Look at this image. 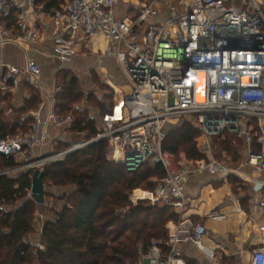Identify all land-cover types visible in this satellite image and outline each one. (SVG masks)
<instances>
[{"label": "built area", "instance_id": "1", "mask_svg": "<svg viewBox=\"0 0 264 264\" xmlns=\"http://www.w3.org/2000/svg\"><path fill=\"white\" fill-rule=\"evenodd\" d=\"M118 3L65 0L47 11L39 0H0V50L9 43L38 44L45 38L53 43L54 55L66 61L75 55L78 44L104 36L108 40L104 54L115 58L132 87L131 93L116 98L101 114L96 136L49 157L34 159L47 137L45 127H74L77 114L86 113L88 107L74 105L70 112H61L53 98L46 117L41 115L43 106L24 114L23 128L0 135V154L18 161L0 175L43 169L47 161L63 159L66 152L100 140L108 141L109 157L128 170L147 163L162 165L166 174L148 191L149 197L136 196L135 189L131 200L172 207L180 220L169 222L168 236L148 250L138 244L136 264H187L181 244L201 246L208 228L184 216L191 203L186 183L203 173L227 182L231 175L242 176L214 155L213 137L236 135L247 153L243 165L264 173V0H123L122 10ZM3 67L0 108L4 95L17 89L24 77L43 91L41 67L35 59L29 58L23 67ZM98 117L99 112L89 114L92 120ZM187 119L202 132L201 158L178 159L163 147L168 130ZM255 203L261 222L254 217L246 221L257 222L264 234V199ZM206 216L224 220L227 213L214 208ZM250 264H264V239L253 248Z\"/></svg>", "mask_w": 264, "mask_h": 264}, {"label": "trees", "instance_id": "2", "mask_svg": "<svg viewBox=\"0 0 264 264\" xmlns=\"http://www.w3.org/2000/svg\"><path fill=\"white\" fill-rule=\"evenodd\" d=\"M64 2L39 0L46 10ZM77 88L73 78L59 92L56 105L61 112H70L78 103L81 93ZM110 101L113 102L112 96ZM73 129L78 134L86 132V139L99 132L97 122L86 113L77 114ZM201 136L195 123L187 119L168 130L163 147L178 159L201 158L204 156L199 149ZM213 141L218 158H225L227 163L229 156L242 160L244 143L236 135L226 133L213 137ZM66 146L65 150L71 144ZM109 154L108 141L100 140L63 159L45 163L43 179L50 192L47 197L54 196L50 190L54 187L71 189L55 195L62 203L59 208L51 201L41 207L30 197L33 168L0 175V264H136L140 258L138 244L142 243L146 251L153 242L168 236L167 224L180 220L174 208L150 205L145 200L134 204L130 200L137 188L153 191L166 174L164 167L147 163L128 170ZM15 165L13 157L0 154V172ZM229 180L233 185L242 182L233 175ZM149 195L140 189L136 191L138 197ZM45 207L53 215L48 216L42 227L39 244L44 248H40L30 241V235Z\"/></svg>", "mask_w": 264, "mask_h": 264}, {"label": "crops", "instance_id": "3", "mask_svg": "<svg viewBox=\"0 0 264 264\" xmlns=\"http://www.w3.org/2000/svg\"><path fill=\"white\" fill-rule=\"evenodd\" d=\"M94 38L90 43L78 44L75 55L66 61L54 55L53 43L45 38H42L38 44L9 43L0 50V71L5 70L3 65L23 67L29 58L35 59L41 67L39 80L44 88L43 91H39L29 83L27 77H24L17 89L4 95V103L0 108L1 135H11L16 132V129L23 126L21 117L30 111L39 109L40 106H43L42 117H46L50 111L52 99L54 98L57 103V96L60 92L57 90L60 87H57V79L59 70L63 67L77 63L76 66L80 70L84 69V72L85 69H91L90 65L95 69L100 68L101 72L103 70L106 72L110 66L120 70L114 57L98 52L103 38L107 49L106 37L96 36ZM112 103L110 102L109 107ZM89 112L98 114V111L91 106H89ZM33 122V118L28 120V124ZM45 130L47 137L37 150L41 154L48 152L49 148L57 142L72 145L73 140L79 135L73 127L57 128L50 125L45 127ZM246 155L244 146L242 159ZM244 162L240 160L238 168H235L236 173L242 176L233 175L242 180L238 184L233 185L230 180L227 182L219 176L208 173L194 176L186 183L185 192L191 198V203L184 216L194 221H201L208 228V233L203 237L201 246L192 242L181 244V254L187 260V264H250L253 248L264 239V234L258 229V223L251 224L246 221L248 217H254L261 222L256 213L255 201L264 199V173L243 165ZM260 182H263V185ZM56 188H52V192L54 196L55 192L59 194L56 196H60L63 191L61 189L57 191ZM53 200L51 204L54 207L57 206L56 202L60 203L57 199ZM214 208L227 213L226 219L207 218L206 215ZM241 224H243L242 229ZM40 236L41 233L37 235L38 239Z\"/></svg>", "mask_w": 264, "mask_h": 264}, {"label": "rangeland", "instance_id": "4", "mask_svg": "<svg viewBox=\"0 0 264 264\" xmlns=\"http://www.w3.org/2000/svg\"><path fill=\"white\" fill-rule=\"evenodd\" d=\"M125 6L126 4L123 3V0H119L117 9L120 8L122 10L125 8ZM101 41H102L101 48L98 50V52L100 51V53L101 52L104 53L106 51V41L105 39H101ZM76 65L77 63H75L74 65L70 64L67 67H63L61 70H59V76L57 79L58 80L57 87L60 86L61 87L60 91H63L65 84L67 85L68 82L72 80L73 78L76 79L78 83L77 90L81 93V98L78 100V103H75V105H86L88 107V109L86 110L87 115L90 114L89 106H91L93 109H96L99 112V117L96 119V122L98 124V127L101 128V124H100V121H102L101 114L104 113L102 112L101 109L105 108L106 111L109 109V104L111 102L110 97L111 96L113 97V101L116 98L124 97L125 94L131 93L132 87L129 83H127L121 70L114 68L113 66H110V69H108L106 72L105 71L101 72L100 68L95 69L93 66L90 65L91 69L89 70L85 69V72L87 71V73H85L84 69L81 68L80 70V68H78ZM85 137L87 136L77 135V138L73 140V143L81 142L86 139ZM202 140L204 141V139L201 138L200 141ZM66 144L70 145V143H63V142L54 143V145H52V147L49 148L48 152L44 154H41V152L37 151L34 159H37L39 157H49L52 155H56L57 153L63 152L67 148ZM214 155L217 156L215 153V148H214ZM245 157L244 159H242V161L246 160ZM226 160H228V164L230 163L232 167L238 168L237 166L240 162L239 159L234 160L233 157L229 156V158L227 157ZM50 161H53V159ZM50 161H47V162H50ZM56 189L57 191L60 189L65 192L71 191V189H68V188H65V189L56 188ZM137 189L148 192L142 188H137ZM133 192L131 195H133ZM55 194L57 195L58 193L55 192ZM131 195H130V200L132 198ZM53 199H56L55 196L47 197L46 201L47 203L48 201L54 202ZM145 201H148V200H145ZM138 202H133V203L137 204ZM61 204L62 203H57V208H59ZM47 207L42 208V210L40 211L39 216L35 220L34 232L30 235V241L40 245V248H44V246L39 244L40 241L37 235L42 233V227L46 219L48 218V216L53 215L49 211L46 212Z\"/></svg>", "mask_w": 264, "mask_h": 264}, {"label": "water", "instance_id": "5", "mask_svg": "<svg viewBox=\"0 0 264 264\" xmlns=\"http://www.w3.org/2000/svg\"><path fill=\"white\" fill-rule=\"evenodd\" d=\"M249 46V45H247ZM73 151H68L66 154H70ZM44 169L35 168L32 174V188L31 198L38 203L41 207L46 204L47 195L50 193L47 184L44 179Z\"/></svg>", "mask_w": 264, "mask_h": 264}, {"label": "bare ground", "instance_id": "6", "mask_svg": "<svg viewBox=\"0 0 264 264\" xmlns=\"http://www.w3.org/2000/svg\"><path fill=\"white\" fill-rule=\"evenodd\" d=\"M104 39V38H103ZM104 71V70H103ZM140 198H148V197H140Z\"/></svg>", "mask_w": 264, "mask_h": 264}]
</instances>
